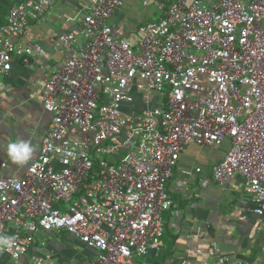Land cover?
I'll use <instances>...</instances> for the list:
<instances>
[{
  "label": "built area",
  "instance_id": "built-area-1",
  "mask_svg": "<svg viewBox=\"0 0 264 264\" xmlns=\"http://www.w3.org/2000/svg\"><path fill=\"white\" fill-rule=\"evenodd\" d=\"M53 1L23 0L0 25V93L15 60L46 55L22 35ZM140 1L163 16L137 45L108 23L125 0H91L58 38L61 53L76 49L41 94L50 129L24 177L0 179V264L27 256L40 231L76 236L96 252L87 264H150L174 204L166 183L192 144L230 141L213 176L224 190L244 179L264 229V0ZM195 252L194 264H246L215 242Z\"/></svg>",
  "mask_w": 264,
  "mask_h": 264
},
{
  "label": "crops",
  "instance_id": "crops-1",
  "mask_svg": "<svg viewBox=\"0 0 264 264\" xmlns=\"http://www.w3.org/2000/svg\"><path fill=\"white\" fill-rule=\"evenodd\" d=\"M22 1L0 0V25L6 23L10 9ZM90 1L54 0L39 19L29 20L22 40L27 46L38 44L46 55L30 56L28 62L20 57L15 60L12 71L2 77L0 179L24 177L28 166L38 158L53 121V115L44 109L41 94L51 71L60 68L76 49L64 47L61 53L57 41L62 34L78 29ZM155 16V21L163 16L156 5L145 7L140 0H125L108 23L116 36L137 45L140 27L155 22L152 21ZM84 39L78 37L81 44ZM151 99L155 105L157 98L153 95ZM138 104L135 106L142 108ZM11 143L27 145L30 153L25 161L16 163L9 159L7 149ZM229 149L230 141L226 140L220 149L192 144L182 153L173 176L166 183V192L174 204L162 214L164 234L159 251L152 252L143 261L194 264L204 259L195 250L207 249L215 242L234 261L263 264L264 229L253 213L254 203L245 193L244 179L236 175L230 188L224 190L212 173ZM32 254L50 256L45 264H87L96 256L94 250L74 235L40 231L27 256L16 260L5 256L2 264H32Z\"/></svg>",
  "mask_w": 264,
  "mask_h": 264
},
{
  "label": "clouds",
  "instance_id": "clouds-1",
  "mask_svg": "<svg viewBox=\"0 0 264 264\" xmlns=\"http://www.w3.org/2000/svg\"><path fill=\"white\" fill-rule=\"evenodd\" d=\"M7 151L9 159L16 163L25 161L30 153V149L23 143H20L19 146H17V143H11Z\"/></svg>",
  "mask_w": 264,
  "mask_h": 264
},
{
  "label": "rangeland",
  "instance_id": "rangeland-1",
  "mask_svg": "<svg viewBox=\"0 0 264 264\" xmlns=\"http://www.w3.org/2000/svg\"><path fill=\"white\" fill-rule=\"evenodd\" d=\"M155 19H156V16H155V18L152 19V21H155Z\"/></svg>",
  "mask_w": 264,
  "mask_h": 264
}]
</instances>
